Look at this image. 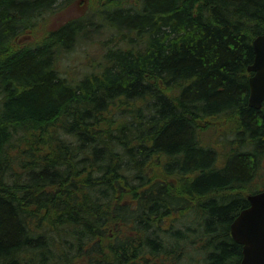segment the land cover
Listing matches in <instances>:
<instances>
[{"label": "trees", "instance_id": "obj_1", "mask_svg": "<svg viewBox=\"0 0 264 264\" xmlns=\"http://www.w3.org/2000/svg\"><path fill=\"white\" fill-rule=\"evenodd\" d=\"M71 1L0 0V264H240L230 224L264 188V0H94L103 24L16 46ZM101 29L99 67L63 76Z\"/></svg>", "mask_w": 264, "mask_h": 264}, {"label": "rangeland", "instance_id": "obj_2", "mask_svg": "<svg viewBox=\"0 0 264 264\" xmlns=\"http://www.w3.org/2000/svg\"><path fill=\"white\" fill-rule=\"evenodd\" d=\"M95 7L94 0H74L66 4L62 3L52 14H46L43 18L37 20L30 31L17 38L15 44L18 47L37 44L47 32L55 30L66 22L75 19H85L92 21L93 25H101L104 22L100 16L96 15ZM98 27L100 28V26ZM102 32L103 29H101L96 38L82 41L74 50L60 56L58 69L63 76L74 81L99 67L104 50L115 41L114 39L110 40L108 32ZM214 125L211 124V126ZM210 133L215 134L214 130H211ZM211 137L210 140H213L214 137ZM263 172L264 168L261 173Z\"/></svg>", "mask_w": 264, "mask_h": 264}, {"label": "water", "instance_id": "obj_3", "mask_svg": "<svg viewBox=\"0 0 264 264\" xmlns=\"http://www.w3.org/2000/svg\"><path fill=\"white\" fill-rule=\"evenodd\" d=\"M254 61L247 67L248 105L261 108L264 102V34L253 42ZM248 207L241 210L230 224L232 240L241 245L240 264H264V189L247 196Z\"/></svg>", "mask_w": 264, "mask_h": 264}, {"label": "flooded vegetation", "instance_id": "obj_4", "mask_svg": "<svg viewBox=\"0 0 264 264\" xmlns=\"http://www.w3.org/2000/svg\"><path fill=\"white\" fill-rule=\"evenodd\" d=\"M262 103H264V102H261V107H262ZM261 109V108H260Z\"/></svg>", "mask_w": 264, "mask_h": 264}, {"label": "bare ground", "instance_id": "obj_5", "mask_svg": "<svg viewBox=\"0 0 264 264\" xmlns=\"http://www.w3.org/2000/svg\"><path fill=\"white\" fill-rule=\"evenodd\" d=\"M40 22V21H39ZM39 24V23H38ZM40 26V25H39ZM95 59V58H94ZM90 66V65H89ZM87 68V67H86Z\"/></svg>", "mask_w": 264, "mask_h": 264}]
</instances>
